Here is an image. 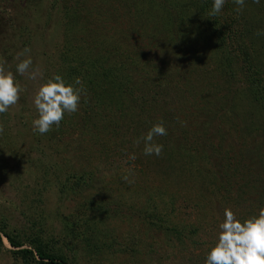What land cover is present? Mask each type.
I'll return each instance as SVG.
<instances>
[{
    "label": "rangeland",
    "instance_id": "rangeland-1",
    "mask_svg": "<svg viewBox=\"0 0 264 264\" xmlns=\"http://www.w3.org/2000/svg\"><path fill=\"white\" fill-rule=\"evenodd\" d=\"M203 3L0 0V58L24 90L0 114V228L21 239L39 235L75 264H204L226 208L241 219L264 208V95L247 101L242 65L217 47L204 25L208 10L196 8ZM226 6L220 14H241L264 74V36L257 35L264 3L246 0L239 13L232 0ZM70 37L84 56L98 57L92 68L108 78L96 95L85 88L62 129L31 136L38 87L73 72L61 70L74 66L61 57ZM25 48L43 78L15 73ZM160 121L168 134L155 142L163 152L145 156L135 141ZM70 173L84 176L78 194L60 191ZM154 215L184 230V243L150 226ZM3 241L0 264H19Z\"/></svg>",
    "mask_w": 264,
    "mask_h": 264
},
{
    "label": "clouds",
    "instance_id": "clouds-1",
    "mask_svg": "<svg viewBox=\"0 0 264 264\" xmlns=\"http://www.w3.org/2000/svg\"><path fill=\"white\" fill-rule=\"evenodd\" d=\"M256 4L264 3V0H253ZM228 0H212L210 16H217L223 10ZM239 13L245 6L246 0H232ZM258 36H264V31H258ZM21 59V57H25ZM19 61L15 66V73L25 75L36 80L42 77L39 69L33 68V60L30 49L25 48L18 53ZM31 69V70H30ZM24 91L16 79V75L7 67V61L0 58V114L9 111L16 105L20 95ZM83 81L76 78L73 82H67L60 74H54L40 84L34 97L33 104L37 118L32 121L34 132L41 135L52 130L53 126L59 127L65 114L78 112L81 97L85 94ZM3 127H0V134ZM167 129L163 121L153 124L146 134L135 141L139 146L143 142V154L159 157L164 146L155 142L156 137L166 136ZM136 155L129 154V161H135ZM204 264H264V208L256 214L241 219L231 209L226 208L223 220L218 224V233L213 246L208 250Z\"/></svg>",
    "mask_w": 264,
    "mask_h": 264
},
{
    "label": "trees",
    "instance_id": "trees-1",
    "mask_svg": "<svg viewBox=\"0 0 264 264\" xmlns=\"http://www.w3.org/2000/svg\"><path fill=\"white\" fill-rule=\"evenodd\" d=\"M200 1H204V3L198 5L199 7H196L198 11L203 12V14H207L206 11L208 10V13H210V10L212 8L211 2L207 3V1L205 0ZM223 10L226 12L228 10V7L226 6V8ZM73 15L75 19H78V14L74 13ZM240 16L237 15V13L231 15H227V13H222L217 16L209 15V18L207 20H204V25L210 27V31L216 41L215 43L217 47L221 50V52L227 53V58H232L233 61H240L242 66L239 68L245 76L248 86L246 89L247 93L245 94V97L247 101H252L253 103V101L260 99L261 94L264 95V74L263 71H261L257 66H255L259 60L255 52V49H257L256 42L252 41L251 39L249 40L248 30H245L244 25L238 22V17ZM86 20L87 19L84 18V21ZM69 24L70 23L68 22V25ZM68 25H66L67 33L71 31ZM183 25L184 23L180 24V26ZM74 38L75 37H70L71 40L65 41V43L67 44L65 45L61 53V57L66 59L64 63L68 62L73 63L72 65H74L71 67H68L67 65L62 66L61 70L67 68L73 69V72L68 71V73L65 74L64 79H68L73 75H76L83 81L84 88L89 89V93H91V95H96V89H98L99 87V85H97L98 82L100 80L106 81L108 76L106 75V71L98 72L93 70V68L96 69V67L98 66V57L97 59H94L87 58L86 56H84V52L83 54L81 53L82 51L80 52V47H78V41H76L77 46L73 45L75 41ZM101 56V65H108V59H104ZM227 61L229 62V60ZM125 85V83H122L120 81V88ZM127 86L128 84L126 85V87ZM128 94L129 96L131 95L129 92ZM62 126L63 120L61 121L58 128L62 129ZM53 131L54 130H51L50 132ZM31 133V136H34L36 132H34V130H31ZM178 156L180 158V155L177 153V157ZM177 162L178 160L175 161L176 165ZM169 166L172 167L174 165L171 164ZM179 167L180 170L184 169L181 165H179ZM45 180H47L48 182L50 181L49 177H47ZM69 180H74L71 186L67 185ZM84 182V176L82 174L76 175V173H70L66 178L65 184H61L60 191L61 193H63L65 190L71 189L74 191V194H78L79 187L80 185H83ZM93 208L95 209V207ZM93 208L91 209V211H93ZM88 224L89 222L87 223V221H85L82 225L87 229V227H89ZM150 226H153L155 227V229L159 230L164 229L166 233L173 234L181 244L184 243L180 241L184 238V230H179L176 225H165L162 219L160 220L156 215H154ZM190 233V235H195L196 230L192 229L190 230ZM3 239H5L8 245L13 249L9 250L8 252L12 255L13 259L19 264H75L73 260H69L65 256L58 254L55 251H52V249L45 242L42 241L39 235L31 234V236L23 237L22 240L17 234L8 233L5 231L4 228H0V252H2L3 249H6L4 246ZM25 246L26 248H24Z\"/></svg>",
    "mask_w": 264,
    "mask_h": 264
}]
</instances>
